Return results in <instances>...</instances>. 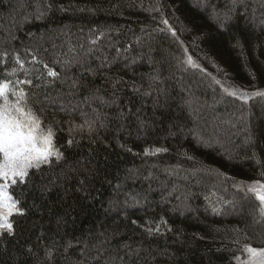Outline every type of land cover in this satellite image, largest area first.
I'll list each match as a JSON object with an SVG mask.
<instances>
[{"label": "trees", "instance_id": "obj_1", "mask_svg": "<svg viewBox=\"0 0 264 264\" xmlns=\"http://www.w3.org/2000/svg\"><path fill=\"white\" fill-rule=\"evenodd\" d=\"M72 46L94 52L70 69L52 63ZM4 52L0 77L32 80L21 86L42 127L58 122L64 159L11 186L24 215L0 238V264H244L245 245L264 246L259 202L246 195L264 183V97L244 103L222 87L264 92V0H0ZM33 56L79 79L74 99L91 98L82 108L104 127L68 146L79 110L60 111L67 85L37 80L47 70ZM153 147L167 151L144 155Z\"/></svg>", "mask_w": 264, "mask_h": 264}, {"label": "snow or ice", "instance_id": "obj_2", "mask_svg": "<svg viewBox=\"0 0 264 264\" xmlns=\"http://www.w3.org/2000/svg\"><path fill=\"white\" fill-rule=\"evenodd\" d=\"M237 0H233L235 4ZM51 8V5H48ZM42 16L43 13L41 12ZM167 28V31L171 33L173 37L177 36L176 30L171 27L167 19L161 20ZM164 29H161L163 31ZM102 35V34H101ZM100 37H97L99 39ZM97 40H91L90 43L95 45ZM183 42H181L182 45ZM83 48V45H80ZM94 49L88 48L87 52L84 53L82 59L76 52L75 47H69L68 52L62 53L63 59L57 58L52 63L62 65L64 69H70L76 64H83L84 60L91 54ZM8 53H0V65L4 63ZM185 56L183 63L197 67L193 57L187 55V49H185ZM14 60L21 69L24 68L23 62L20 59L19 54L14 56ZM32 60L36 63L42 64L43 68L46 69V77L43 73L36 77L37 80L44 79L47 77L53 78L51 81H47V85L50 86L56 80H60L63 84L67 85L68 91L61 96L54 98L61 104L60 111L71 117L74 113L80 116V123H76L74 120L69 119L66 123L69 125V138L67 140L68 146L75 143L74 133L88 132L92 133L96 131L97 126L104 127L101 119V114L93 109L91 112L84 111L82 108L83 104H86L89 108L92 105V99L85 96L83 101H76L74 97L78 95L82 82L73 77H63L60 72L53 70L49 64L42 60H37L35 56ZM105 62L100 64V68L110 67V64ZM5 73L7 69L5 68ZM27 75V72H26ZM153 80L158 79L153 77ZM117 80L113 84H119ZM220 84V81H216ZM32 86L33 82L31 79L24 80H9L5 77H0V238H3L5 234L12 236L15 234V224L12 219L16 215H24L23 209L20 206L18 198H14L11 186L18 184L27 183L30 170L39 171L44 165H51L53 161L59 163L64 159V152L61 150L62 146L56 143V127L55 124L58 122L50 123L47 127H42L44 124L43 120V109L37 110L29 92L21 85ZM41 87V85H35ZM223 91L231 96L240 99L244 103H248L253 97H264V92L259 91H242L239 88L232 86H224ZM137 91L139 89H136ZM98 91V90H97ZM64 96L68 97L67 101L64 100ZM96 100H100L104 103L102 98L95 97ZM44 102H54L50 100V95H44ZM131 151V149H128ZM166 148L153 147L145 148L144 155H156L161 152H166ZM84 182L81 181V184ZM119 187V185H117ZM251 194L255 200L259 202V215L261 219H264V184L260 182L252 183L246 195ZM213 211H218L213 208ZM135 224L136 221H133ZM150 223V222H146ZM161 223L166 224L167 222L161 220ZM170 230V229H169ZM145 231L149 234L159 232L160 227L157 225L156 228L146 227ZM71 247V244H69ZM244 252L247 253V260L244 264H264V248H256L251 245L244 246ZM82 254V253H81Z\"/></svg>", "mask_w": 264, "mask_h": 264}, {"label": "rangeland", "instance_id": "obj_3", "mask_svg": "<svg viewBox=\"0 0 264 264\" xmlns=\"http://www.w3.org/2000/svg\"><path fill=\"white\" fill-rule=\"evenodd\" d=\"M10 28V25H7V29H9ZM33 61V60H32ZM34 62V61H33ZM41 71V70H40ZM236 88V87H235ZM237 88H239V87H237ZM239 89H241L242 91H247V89H242V88H239ZM253 91H255V90H253ZM257 91H259V92H261V90H257ZM254 182H257V181H252L251 183H250V185L252 184V183H254ZM258 182H260L259 180H258ZM261 184H264L263 182H260ZM238 200H235L234 199V201H233V203H235V204H237L238 202H237ZM237 202V203H236ZM233 205V204H232ZM232 208H234V206H232ZM257 248V247H256ZM262 248H264V246L262 247Z\"/></svg>", "mask_w": 264, "mask_h": 264}]
</instances>
